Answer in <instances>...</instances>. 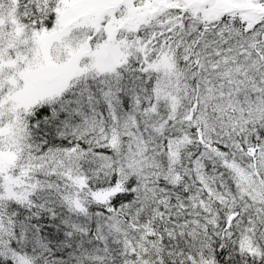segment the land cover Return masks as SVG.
Returning <instances> with one entry per match:
<instances>
[{
  "label": "snow or ice",
  "instance_id": "obj_1",
  "mask_svg": "<svg viewBox=\"0 0 264 264\" xmlns=\"http://www.w3.org/2000/svg\"><path fill=\"white\" fill-rule=\"evenodd\" d=\"M0 264H264V0H0Z\"/></svg>",
  "mask_w": 264,
  "mask_h": 264
}]
</instances>
